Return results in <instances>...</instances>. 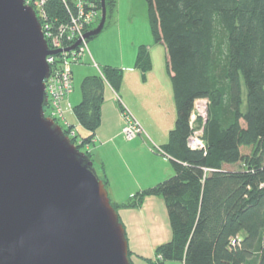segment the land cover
<instances>
[{"label":"trees","instance_id":"16d2710c","mask_svg":"<svg viewBox=\"0 0 264 264\" xmlns=\"http://www.w3.org/2000/svg\"><path fill=\"white\" fill-rule=\"evenodd\" d=\"M145 1L172 74L178 116L160 149L175 174L124 206L112 205L118 211L139 207L148 196L164 199L173 238L157 249L154 264H264V0ZM55 3L52 16L64 17ZM116 4L106 0L107 16ZM148 49L140 46L135 64L144 77L152 67ZM123 75L106 66L83 78L73 108L91 135L62 128L80 151L100 128L106 86L119 92ZM199 99L208 100L206 122L196 120L205 148L194 150L188 142Z\"/></svg>","mask_w":264,"mask_h":264},{"label":"water","instance_id":"95a60500","mask_svg":"<svg viewBox=\"0 0 264 264\" xmlns=\"http://www.w3.org/2000/svg\"><path fill=\"white\" fill-rule=\"evenodd\" d=\"M106 21L101 0V21L85 39ZM61 52L49 49L25 0H0V264H131L93 161L45 113L47 58Z\"/></svg>","mask_w":264,"mask_h":264},{"label":"crops","instance_id":"0c3cea01","mask_svg":"<svg viewBox=\"0 0 264 264\" xmlns=\"http://www.w3.org/2000/svg\"><path fill=\"white\" fill-rule=\"evenodd\" d=\"M147 47L152 67L145 77L136 68V60L132 66L124 62L114 65L100 59L103 56L99 54L98 62L91 52L98 68L112 66L122 69L124 73L119 92L110 85L106 86L100 128L92 141L85 146L91 154L97 175L107 182L111 203L119 206H124L137 195L154 188L175 174L172 158L153 149L168 143L169 133L176 126L178 116L172 74L168 70V52L164 44L156 41ZM161 50L163 61L160 60ZM156 59H159L160 64L163 63L159 69L156 68ZM160 79L165 82L161 84ZM71 95L64 104L66 114H74L70 102ZM133 97L141 99L143 114L135 108ZM69 105L72 108H69ZM123 107L141 117V125L148 133L146 137H137L131 142L124 139ZM70 125L68 123V126ZM75 131L77 132V127ZM90 135V132L85 130L84 137ZM118 213L126 230L129 251L132 253L131 263L154 264L157 261V249L173 238L164 199L160 196H148L141 206L120 207Z\"/></svg>","mask_w":264,"mask_h":264},{"label":"built area","instance_id":"2783aa9c","mask_svg":"<svg viewBox=\"0 0 264 264\" xmlns=\"http://www.w3.org/2000/svg\"><path fill=\"white\" fill-rule=\"evenodd\" d=\"M56 1L63 5L64 17L54 18L52 16ZM25 2L35 11L49 49L62 51L59 55L47 58L50 65V76L46 81V90L48 94L47 110L52 115L50 118L53 117L54 121L65 120L64 104L74 91L73 65L80 64L87 56L88 40L85 39V34L91 31L101 18V0H25ZM78 41L81 43L75 50L66 51ZM95 67L98 68L96 64ZM69 108L72 107L69 105ZM122 115L124 119L122 134L126 141H133L144 134L143 127L129 109L123 107ZM207 115L208 100H197L191 118L193 133L188 142L194 150L205 148V143L203 127L200 132H196L193 125L196 124L198 118H201L205 123ZM72 135L74 136L75 132ZM154 149L162 152L157 146Z\"/></svg>","mask_w":264,"mask_h":264},{"label":"rangeland","instance_id":"374dc122","mask_svg":"<svg viewBox=\"0 0 264 264\" xmlns=\"http://www.w3.org/2000/svg\"><path fill=\"white\" fill-rule=\"evenodd\" d=\"M109 15L107 16V23L103 31L93 39L88 40V51L87 56L84 58V61L80 64L73 65V94L70 97V102L73 106L78 104L81 100V82L83 78L88 75L95 73L98 68L95 67L94 59L91 55V52L94 54L96 60L98 61L100 57L97 55L103 56L106 62L114 65H118L120 62L132 66L135 62L137 51L139 47L143 44L148 46L149 44L155 43V38L151 30L149 15H148V5L145 0H117L115 9L111 12L109 10ZM98 24H95L92 29H95ZM154 40V41H153ZM148 44V45H147ZM159 50V49H158ZM160 51V50H159ZM160 60L162 58V50L160 52ZM99 62V61H98ZM156 68L159 69L163 65L160 64L159 59H156ZM103 68V67H101ZM100 69V68H99ZM163 69V68H162ZM100 71V70H98ZM164 79H160V83L163 84ZM116 98H118L116 96ZM121 100V99H120ZM122 101V100H121ZM135 108L140 114L144 113L141 99L133 97ZM123 102V101H122ZM47 117H51V112L45 109ZM135 114L134 112H132ZM135 118L141 124V117L138 115ZM53 118V117H52ZM65 120L77 127V133L81 136H85V129L81 127L73 114V112H68L65 116ZM65 120L55 121L62 128H67L68 124ZM195 122V121H194ZM142 126V125H141ZM194 130L200 132L202 129L201 126L196 121L194 123ZM157 131V130H156ZM147 131H144V134L139 137H146ZM78 144H81V141H77ZM131 142V141H128ZM154 149V148H153ZM157 151V150H156ZM250 150L244 149L245 153H249ZM82 153L88 152L86 147L81 148ZM159 152V151H158ZM87 154V153H86ZM239 165L236 166H225L226 169L237 170ZM102 179L101 177H99ZM103 180V179H102ZM122 222V221H121ZM130 259L132 253L129 251ZM159 258V257H157ZM132 264V263H131ZM165 264H183L181 262H167Z\"/></svg>","mask_w":264,"mask_h":264}]
</instances>
